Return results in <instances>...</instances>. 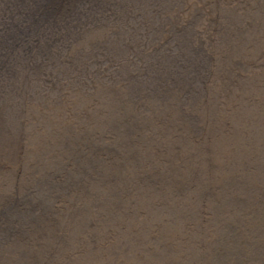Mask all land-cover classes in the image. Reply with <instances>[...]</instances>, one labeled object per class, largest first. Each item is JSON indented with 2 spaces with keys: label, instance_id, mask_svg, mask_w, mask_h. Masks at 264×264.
<instances>
[{
  "label": "rangeland",
  "instance_id": "1",
  "mask_svg": "<svg viewBox=\"0 0 264 264\" xmlns=\"http://www.w3.org/2000/svg\"><path fill=\"white\" fill-rule=\"evenodd\" d=\"M175 1L178 5H183L182 8L189 10L188 13L186 11L178 13L176 22H180V30L177 31L179 35L187 34L194 40L202 34L205 23L210 21L207 20L209 17L216 16L214 24L222 19L223 14L224 19L228 20L227 0H214L210 6L199 4L197 1L198 8H194L196 3H192L191 0ZM4 2L5 0H0V5ZM249 2L255 7L257 0ZM168 5L173 7L168 0H154L146 9L130 11L129 24L132 23L136 31L142 30L139 41L147 40V35L151 37L163 35L167 29V22L173 17L172 13L168 12ZM89 9L93 11L94 6ZM95 11L99 14L97 10ZM64 18L69 22L68 15ZM76 18L78 19V15ZM86 20L90 19L85 17L78 21L73 19V22L62 28V34H59L58 39L51 44L48 43V39L52 37V33H36L31 26L27 28L24 25L26 23L21 22L18 43L5 51L6 61L3 70L0 71V115L5 121L2 126L0 123V264H36L40 260L45 261L43 258L46 253L49 254L52 240L56 242L49 255L50 258L53 254L56 255V260L52 264H62L66 255L68 257L65 264H83L84 262H79L80 259L88 260L92 256H95L91 258V261L95 260L94 264H134L136 260L150 259L142 255L144 249L149 250L155 258L158 256H162L163 259L170 257L172 260L178 258L177 264H240L239 261L243 264H264L261 263L264 259L260 253L253 251L254 247L261 249L264 246V122H259L264 121V116L242 126L245 131L244 142L253 145L255 151L237 173H228L249 188V192L244 190V193L241 189H236L238 194L245 198V204L239 206L243 216L232 217L230 214L231 207L227 204L231 201L230 195L235 188L234 182L228 179L218 188L221 195L220 203L226 200L221 207L226 205L228 212L224 215L220 213L215 215L212 208H204L205 212L202 214L205 216L201 224L187 223L186 234L182 235L186 241L183 246L174 244L176 250L161 249L156 238L159 235L162 237L165 228L158 221L151 223L156 215L150 213L155 200L151 196L154 184L149 170L152 167L158 169L156 163L148 160L147 153L136 160L140 161L147 171L144 177L146 184L139 187L138 193L130 195L125 189L113 191L112 178L109 179L112 166L109 159L113 158L114 161L117 157V164H121L123 158L115 151V145L107 152L112 156L107 157L105 151L100 154L98 152L83 154L80 143L82 142L83 148L90 146L84 138L92 139V135L89 136L88 133L92 127L99 125L101 119H97V116L103 115L102 122L105 128H110L113 123L109 109L115 107L116 103H120L119 109L122 114L132 112L136 107L141 116L144 106L139 104L140 100L137 97L122 100V96H125L122 87L147 84L144 82L147 77L142 73L141 66L149 60L156 59L162 48L167 52L175 51L176 35L169 38L170 47L164 44L153 51L147 48L149 47L147 44L146 55L151 58L144 62L146 57L141 55L140 59L130 63L129 67L136 69L139 75L129 79L123 71L128 62L124 57L127 46L123 44L120 36H117L116 40L107 36L95 43L97 55H85L84 48L80 54L73 52L78 43L91 34L88 27L78 23ZM120 32L121 29L117 33ZM214 39L215 34L204 36L206 43H212ZM126 43L128 44L127 41ZM103 57L109 61H102ZM251 60L257 63H251L254 70L262 73L264 62L257 56ZM109 62L112 64L111 67L105 64ZM23 66L28 70L30 78L31 71L36 72L28 83L29 95L34 100L41 101L44 107L35 106L33 108L35 114L30 118L22 117L18 129L13 133L10 119L18 111H21L22 115L25 112L23 111L25 97L21 99L18 90H14V83L21 75ZM99 68L100 71H97ZM252 71V68L244 67L236 70V74L243 78L245 72ZM211 76L212 74L210 77L202 78L205 86H195L194 98L213 97L214 85H211L213 81ZM236 83L234 82L235 85ZM110 87L115 89L110 91L108 90ZM49 89L54 94L45 100L43 94ZM148 91L154 93L153 90L145 92L149 94ZM139 96L141 97V94ZM132 99L134 100L131 103ZM182 105L185 107L187 104L184 102ZM77 112H80L82 121L74 119L73 114ZM62 120L70 126L62 136L61 147L57 144H53L51 149L41 147L40 139L44 135L49 136L50 131L58 128L53 122ZM117 126L121 128L123 122L117 123ZM233 130V126L227 129L228 132ZM204 134L203 132L202 136ZM242 140L240 139V142ZM31 146L38 148L32 149ZM126 169L122 167L120 170L122 173L117 177L122 184L128 182L127 175L132 174ZM123 186L121 187L124 188ZM187 186L183 191L167 189L165 196L161 187L157 190L165 198L179 195V202L168 198L169 202H159L161 207L158 209L167 211L163 218H158L162 220L163 225L169 226L174 214L188 211L186 198L191 196L192 189L196 188ZM251 191H254L253 196ZM115 199L123 203L129 202L132 209L127 210L126 214L123 213V217L118 216L112 223L107 211L111 210L110 204ZM207 200L208 197H205L204 201L208 204ZM19 213L26 214L27 222L18 231L20 223L18 224L19 221L15 218L20 215ZM105 218L110 219V222L105 221V225L101 226L98 222ZM203 224H208L210 230L205 241L200 238V230L205 228ZM16 226L17 232L13 231ZM146 226L147 246L145 243L142 245L137 243L145 241L143 229ZM61 227L64 230L59 232ZM130 237L137 239L136 242L127 244ZM189 241L195 244L190 245ZM37 242L42 244L39 245ZM36 243L39 246H36ZM161 245H164V242ZM61 246L72 248V253L60 257ZM194 246L196 247L193 248ZM136 249L138 251H135ZM198 253L201 254L200 258ZM194 257L199 258L198 261H193Z\"/></svg>",
  "mask_w": 264,
  "mask_h": 264
},
{
  "label": "bare ground",
  "instance_id": "2",
  "mask_svg": "<svg viewBox=\"0 0 264 264\" xmlns=\"http://www.w3.org/2000/svg\"><path fill=\"white\" fill-rule=\"evenodd\" d=\"M153 1L5 0L0 5V35H2V38H0V71L3 70L6 61L7 53L5 51L17 44L20 39L21 27L19 24L21 22L26 23L24 25L27 28L31 26L36 33H52V37L48 39V43L51 44L58 39L59 34H62V28L73 22V19L75 21L82 20L84 17L90 19L78 22L88 27L91 34L82 39L73 52L80 54L81 49L84 48L85 55H97L98 49L95 50V43L104 40L107 36H111L114 40L117 36H120L123 44L127 46L126 56L124 57L128 62L123 71L129 79L139 75L136 69L129 67L130 63L140 59L141 55L146 57L144 62L151 58V56L146 55L147 44H149L147 48L153 51L161 45L164 46V44L170 47L171 41L169 38L176 35V50L179 49L178 51L171 50L167 52L162 48L160 49L161 54L156 59L149 60L144 66H141L142 73H145L147 77L144 81L147 84L122 87V93L125 95L122 96V100L137 97L140 100L139 104L144 106L141 116H139L140 112L136 110V107L132 109V112L122 114L119 109L120 103H116L115 107L109 109L113 123L110 128H105L102 122L103 115L97 116V119H101L99 125L92 127L88 133L89 136L92 135V139L84 138L90 146L83 148L82 142L80 143V150L83 154H89L85 152H98L100 154L105 151L107 157L112 156L107 152L115 145V151L123 158L121 164H117V157L114 161L113 158L109 159L112 163L109 179L112 178L113 191L125 189L130 195L131 193H138L139 187L146 184L144 177L147 171L142 167L143 164L140 161L136 162V160L147 153L148 160L156 163L158 169L152 167L149 170L154 184L151 196L155 200L150 213L156 215L151 223L158 221L165 228L162 237L159 235L156 238L161 249L176 250L174 244L183 246L186 243L182 235L186 234L187 223L190 222L195 225L204 221L205 215L202 214V212H205L204 208H212L215 215L218 213L224 215L228 212L226 205L221 207V204H224L226 200L220 203L221 195L218 193V188L228 179L234 182L233 187L235 188L230 195L231 201L227 204L231 207L230 214L232 217L243 216L242 209L239 206L245 204V198L238 194L236 189H241L244 193V190L249 192V188L228 173H237L255 151L253 145L244 142L245 131L242 126L254 122L257 117L262 118L264 116V71L262 73L257 72L251 65V63L257 64L251 60L254 56L264 62V0H257L255 7L250 5L249 0H227L226 6L229 8L226 15L228 20L224 19L223 14L222 19L214 24L216 16L209 17L207 20L210 21L205 23L202 34L194 40L187 34L179 35L177 32L180 30V22H176L178 13L180 11L188 13L189 10L185 7L182 8L183 5H178L175 0H168L173 5V7L168 5V12L172 13L173 17L171 21L167 22V29L164 30L163 35L151 37L145 32L144 36L147 35V40L139 41L142 30L136 31L132 23L129 24L130 11L134 12L133 10L139 8L146 9ZM191 1L196 3L194 8H198L197 1L199 4L210 6L214 0ZM92 6H94V9L90 11L89 8ZM107 14L109 15L107 16ZM65 15H68L69 22H66ZM77 15L78 19L76 18ZM81 25L79 27L82 28ZM111 26L115 28H111ZM119 29H121V32L118 34ZM213 34H215L214 41L206 43L204 36ZM156 55L158 54L156 53ZM103 60L108 59L103 57ZM105 64L109 67L112 66L111 62ZM244 67L252 68L253 71L245 72L242 78L236 74V70ZM100 69H97V71H100ZM31 74L33 77L36 72L31 71ZM211 74L213 78L211 85H214L213 97L209 99L199 98V96L194 98L195 86H205L202 78L210 77ZM32 77L30 78L28 70L23 66L21 75L14 83V90H18L20 98L25 97L23 107L25 112L22 115V112L18 111L10 119L13 124V133L18 129L22 117L27 116L30 118L35 114L33 113L35 106L44 107L41 101L34 100L29 95L28 83L32 80ZM234 82H237L236 85ZM114 89V87L108 88L110 91ZM147 90H153L154 93L148 91L149 94H147L145 92ZM53 94L49 89L48 92L43 94L44 99L51 98ZM184 102L187 104L185 107L182 105ZM58 112L59 110L56 111V116H58ZM73 115L75 120H81L80 112ZM116 122H123V126L119 128ZM0 123L1 126L5 123L1 115ZM53 124L58 128L55 131H50L49 136L44 135L40 139L41 147L45 149H51L53 144L61 147L62 136L65 135L64 133L67 132L70 126L64 120L53 122ZM231 126L234 130L228 132L227 129ZM257 130L261 132L259 127H257ZM203 132L205 134L202 136ZM13 135L16 137L15 134ZM258 136L260 137V133ZM240 139L243 140L240 142ZM31 148L37 149L38 147L31 146ZM122 167L127 168L126 170L132 173L127 175L128 182L125 184H122L117 178L122 173L120 171ZM186 186L196 188L192 189V195L186 198L188 211L174 214L171 224L169 226L163 225L162 220L158 218H163L167 211L158 209L161 207L159 202H169L168 199L179 202V195H173L171 198L166 196L165 198L157 190L161 187L162 194L165 196L167 189L183 191ZM251 195H254V191H251ZM205 197H208V204L204 201ZM110 209L107 214L108 217L111 216V222L114 223L118 216L123 217V213L126 214L127 210H131L132 205L129 202L123 203V201H116L115 199L110 204ZM26 218V214L16 216L15 219L19 221L18 224L20 223L18 231L27 222ZM105 221L110 222V219H101L98 223L104 226ZM77 223L80 224V222ZM203 225H205V228L200 230V238L205 241L210 230L208 224ZM63 230L61 227L59 232ZM13 231L17 232V226ZM143 231L145 241L137 243L141 245L145 243V246H147V226ZM136 240L130 237L127 244L136 242ZM163 242L164 245H161ZM37 243L36 246H39ZM55 243V240L50 242L49 254L46 253L44 258L42 257L45 261L40 260L36 264H52L55 262L56 255L53 254L51 258L49 256ZM189 244L193 245L195 243L189 241ZM119 245L117 246L119 247ZM61 251L60 257L72 253V248L61 246ZM253 251L260 253L264 259V246L261 249L254 247ZM58 252L56 251V253ZM142 255L150 259L136 260L134 264H177L178 259L172 260L170 257L163 259L162 256L155 258L146 249H144ZM197 255H199V258L201 257L200 253ZM67 257V255L64 256L63 261L66 262ZM91 258L88 260L82 258L79 262H84L83 264L96 263L95 260L91 261ZM198 259L194 257L193 261H198ZM65 262L62 264H65ZM239 263L243 264L240 261ZM261 263H264V261Z\"/></svg>",
  "mask_w": 264,
  "mask_h": 264
}]
</instances>
